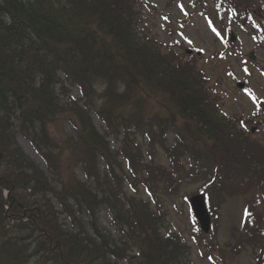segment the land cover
<instances>
[{
    "label": "trees",
    "instance_id": "1",
    "mask_svg": "<svg viewBox=\"0 0 264 264\" xmlns=\"http://www.w3.org/2000/svg\"><path fill=\"white\" fill-rule=\"evenodd\" d=\"M2 1L12 11L8 24L0 18V264H192L190 248L163 232L162 195L203 183L209 196L252 192L264 207V112L259 123L229 117L196 54L152 35L147 4L145 15L138 0H42L40 31L28 23L37 19L8 7L19 0ZM198 2L231 17L264 8V0ZM141 187L157 209L139 198ZM103 212L116 234L100 223ZM250 241L264 264V223L250 229Z\"/></svg>",
    "mask_w": 264,
    "mask_h": 264
},
{
    "label": "rangeland",
    "instance_id": "2",
    "mask_svg": "<svg viewBox=\"0 0 264 264\" xmlns=\"http://www.w3.org/2000/svg\"><path fill=\"white\" fill-rule=\"evenodd\" d=\"M140 2L148 4L155 11L152 14L155 16V19H151V24L149 25L152 35L156 36L165 45L182 43L181 47L183 51L191 49L198 51L201 57V64L206 68L209 77L215 80L218 76H223L222 89L226 97L224 105L225 112L229 116L235 115V113H241L245 117L251 118L255 105L250 93L253 92L260 98H264V38L259 43L254 40L253 32L247 20L240 18L234 24L232 31L235 32L237 37L235 45L228 48L229 52L224 59H215L213 57L214 53L224 49L225 46L223 42L216 41V34L210 28L206 18L208 14L211 16L215 14L214 11L210 10L211 8H207L204 5L194 7L193 0H140ZM181 5H183V8ZM145 12L146 10L142 9V13L145 14ZM255 13L261 17L259 13ZM170 22L174 29H179L182 33L177 32L169 35L165 28ZM226 23H228V19H226ZM177 50L182 51L179 47H177ZM251 51L255 52L257 60L254 64L245 63ZM245 66L247 67L245 68ZM231 68L234 71L233 75L229 73ZM244 81L247 82V87L242 91L238 88V83ZM72 94L75 98H80V93L77 89H74ZM93 118L96 128L101 133H104V123L94 114ZM169 139H173V136L170 135ZM109 140L114 147L113 139L110 138ZM18 142L26 154L46 171V164L38 156L31 143L22 135H18ZM161 160L163 163H167L166 158L162 157ZM77 176L79 180L83 182L87 181L83 170L78 169ZM198 188L199 185H186L183 187L179 198L164 197L165 208L168 211V221L166 222L164 231L179 235L194 248L192 254L194 264H208L204 258L199 256L198 249L194 246V241L192 240L194 224L191 219L189 203L185 199L195 193ZM138 195L143 199L148 198L143 187L140 188ZM244 201L245 199L242 198L227 200L222 205L217 236L221 244L230 239L229 233H231L230 229L232 226L241 225ZM106 215L102 213L100 222L103 226L112 229L109 224L108 215ZM62 219L64 223L70 226V221L65 215L62 216ZM251 261V252H245L233 264H250Z\"/></svg>",
    "mask_w": 264,
    "mask_h": 264
},
{
    "label": "bare ground",
    "instance_id": "3",
    "mask_svg": "<svg viewBox=\"0 0 264 264\" xmlns=\"http://www.w3.org/2000/svg\"><path fill=\"white\" fill-rule=\"evenodd\" d=\"M4 1H0V18L1 20L5 23V24H8L11 20V11H9L8 9H4L6 8L3 4ZM19 3L15 2V1H12L11 4H8V7L11 5V7L13 8L14 11L16 12H19L23 15H29L31 16L30 19L32 18H35L39 21V18H37L38 16L36 15L37 12L40 13V16L44 14V11L47 10V8L43 5V1L42 0H19L18 1ZM5 3V2H4ZM34 5L36 8V11L35 10H32L31 11V6ZM9 11V12H8ZM42 19V18H41ZM0 20V21H1ZM28 23L29 25L37 28L39 27L40 28V31H44L45 29V25L42 27L41 24H44V21L42 23H39L40 24H37L35 23L34 21H31V20H28ZM24 24H27L26 22ZM55 26V23L53 24ZM49 28L50 26L47 25ZM2 44L4 43L5 45L7 44L6 41H1ZM8 43H10V41L8 40Z\"/></svg>",
    "mask_w": 264,
    "mask_h": 264
},
{
    "label": "water",
    "instance_id": "4",
    "mask_svg": "<svg viewBox=\"0 0 264 264\" xmlns=\"http://www.w3.org/2000/svg\"><path fill=\"white\" fill-rule=\"evenodd\" d=\"M252 58L254 56L252 55ZM197 217L199 218L204 230L208 231L210 220L205 207L204 196H198L191 200Z\"/></svg>",
    "mask_w": 264,
    "mask_h": 264
}]
</instances>
